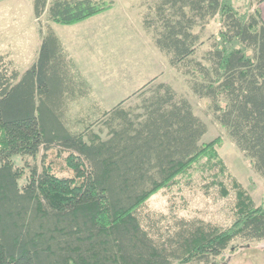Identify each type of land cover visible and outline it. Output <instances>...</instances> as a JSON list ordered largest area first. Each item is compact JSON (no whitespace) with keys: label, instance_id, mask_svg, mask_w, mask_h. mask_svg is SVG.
Returning a JSON list of instances; mask_svg holds the SVG:
<instances>
[{"label":"trees","instance_id":"trees-1","mask_svg":"<svg viewBox=\"0 0 264 264\" xmlns=\"http://www.w3.org/2000/svg\"><path fill=\"white\" fill-rule=\"evenodd\" d=\"M112 5L34 0L33 12L72 25ZM150 8L143 22L155 45L264 180L261 10L252 2L241 10L234 0H155ZM212 20L221 29L200 49ZM81 84L50 25L23 72L0 54V264H222L235 241H264V202L231 175L217 150L221 137L202 142L208 125L187 97L167 83L148 84L138 104L99 117L104 137L93 122L72 130L64 116ZM55 147L67 152L72 176L45 164ZM193 172L211 178L207 189L234 194L230 225L148 209L152 195Z\"/></svg>","mask_w":264,"mask_h":264},{"label":"rangeland","instance_id":"rangeland-1","mask_svg":"<svg viewBox=\"0 0 264 264\" xmlns=\"http://www.w3.org/2000/svg\"><path fill=\"white\" fill-rule=\"evenodd\" d=\"M106 1L113 2L109 9L113 13L110 19L117 16L121 23L120 29L117 26L119 31L114 28L107 31V41H103L102 36L87 39L90 40L89 48L95 46L91 55L94 59L92 60L88 54V64H84L89 80L95 88L94 96L101 97L99 94H103V97H106L109 93L112 95L122 83L121 86L124 89L122 95L126 94L128 98L127 102L124 101V106L128 108L140 102L139 91L148 84L156 85L163 82L171 85L179 96L189 99L195 113L207 123L208 132L204 135L202 142L207 143L221 137L222 144L217 146V150L231 175L249 192L256 204L264 202V180L252 170L249 162L227 136L224 128L215 122L211 115H208V100L200 99L191 92L185 76L170 66L167 56L160 52L152 43L150 36L142 31L144 14L152 12L150 7L155 0ZM250 2H252L251 9L254 10L258 8L260 0H234L235 5L241 10H244ZM33 3L34 0H0V54L11 59L21 72L29 68L37 59L42 30L50 25L63 33L67 26H75L51 22L46 14L39 20L35 19ZM93 16L80 22L87 21ZM89 24H84L81 28H88ZM220 29L219 21L212 20L206 26L204 44L200 49H207L211 37L217 35ZM83 39L86 42V38ZM79 49H76V53L86 57L87 47L83 46ZM119 95L121 97V93ZM90 104L88 101H82L80 106ZM110 104L113 103L107 100L105 106ZM68 119L72 130L83 131L87 123L93 122L95 123L93 129L96 132H101L102 128L104 137L107 133L106 128L101 124L102 118ZM58 150L59 148L55 147L48 153L45 164L52 165L54 172L59 176H72V171L66 166L67 152ZM42 154L43 151L40 157ZM17 163L22 165V159L17 158ZM38 164L41 169V158L38 159ZM210 182V177L202 175L201 172H193L190 178L181 179L180 183L171 189H163L152 195L146 202L147 207L156 213L168 216L177 214L186 218L196 217L226 227L233 220L234 194L224 197L213 187L207 189ZM222 256V264H264V241L249 243L235 241Z\"/></svg>","mask_w":264,"mask_h":264},{"label":"crops","instance_id":"crops-1","mask_svg":"<svg viewBox=\"0 0 264 264\" xmlns=\"http://www.w3.org/2000/svg\"><path fill=\"white\" fill-rule=\"evenodd\" d=\"M258 8L261 10L262 13V18L264 21V0H261L258 4ZM112 10L106 11L104 13H101L99 15L93 16L91 19L84 21V22H79L76 24H73L75 26H67L65 29V32L60 33L58 32L55 27L52 26L54 29L55 34L61 41L63 47L65 48L67 52L68 59L73 63V70L75 72V76L79 80H81V85L83 87L82 92H79V90H75L74 94L70 95L67 100H66V108L64 110V116L66 118H82V117H102L103 113L106 111H110L119 104L123 103L125 105L124 101H128L126 98L127 95L125 94L122 95V92H124L122 83L120 84L119 88H117V91H114L112 95L103 97V94L101 97H95V88L92 82L89 80V76L87 72L85 71V65L88 64L89 58L88 54H90L91 59L93 60L94 57H92V53L95 49L94 47H90V40L88 41L87 39H95L97 37H103V41H107L106 39V33L110 29L114 28L115 30L119 31L120 29V23L121 20H119V17L116 16V18L110 19V16H112ZM145 16V14H144ZM144 18L142 19V31H144L147 35L150 36L152 39V43L154 46L157 48V46L154 43L153 39V32L148 31L143 22ZM124 22V20H123ZM90 23V24H89ZM129 23V22H128ZM84 24H89L88 28H81ZM119 27V29L117 28ZM86 27V25H85ZM137 29L135 28V31ZM83 38H86V42ZM42 42V38L40 40L39 48ZM89 45V46H88ZM85 46L87 47V54L86 57L81 55H78L76 53L77 50H80L79 48L82 49V47ZM77 49V50H76ZM158 49V48H157ZM159 50V49H158ZM39 51V49H38ZM160 51V50H159ZM161 52V51H160ZM85 59V60H84ZM83 61H85L83 63ZM85 64V65H84ZM121 97H119L120 93ZM119 95V96H118ZM114 96V97H113ZM108 102H111L113 104H110V106H105V104ZM82 101H88L91 103L88 106H80V103Z\"/></svg>","mask_w":264,"mask_h":264}]
</instances>
